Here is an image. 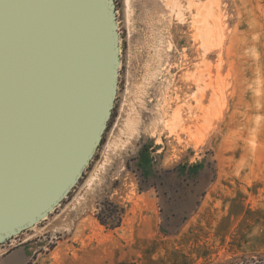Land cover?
Returning <instances> with one entry per match:
<instances>
[{
  "label": "rangeland",
  "instance_id": "obj_1",
  "mask_svg": "<svg viewBox=\"0 0 264 264\" xmlns=\"http://www.w3.org/2000/svg\"><path fill=\"white\" fill-rule=\"evenodd\" d=\"M115 2L121 66L102 142L0 258L264 264V0ZM109 204L124 209L114 229L97 218Z\"/></svg>",
  "mask_w": 264,
  "mask_h": 264
},
{
  "label": "water",
  "instance_id": "obj_2",
  "mask_svg": "<svg viewBox=\"0 0 264 264\" xmlns=\"http://www.w3.org/2000/svg\"><path fill=\"white\" fill-rule=\"evenodd\" d=\"M115 0H0V244L78 184L115 105Z\"/></svg>",
  "mask_w": 264,
  "mask_h": 264
},
{
  "label": "trees",
  "instance_id": "obj_3",
  "mask_svg": "<svg viewBox=\"0 0 264 264\" xmlns=\"http://www.w3.org/2000/svg\"><path fill=\"white\" fill-rule=\"evenodd\" d=\"M105 210V212L101 211L97 214L99 221L110 229L121 226L124 209L120 208L119 205L109 204Z\"/></svg>",
  "mask_w": 264,
  "mask_h": 264
},
{
  "label": "crops",
  "instance_id": "obj_4",
  "mask_svg": "<svg viewBox=\"0 0 264 264\" xmlns=\"http://www.w3.org/2000/svg\"><path fill=\"white\" fill-rule=\"evenodd\" d=\"M14 252L15 251L7 254L5 257L2 256L0 258V264H4V259H8V261H9L11 258V260H12L11 264H26L28 262V260L30 259L29 256L26 255V251L23 248L18 249L17 254H15ZM65 262L67 264H73L74 262H75V264H87V261H85L82 254L80 256H73L72 254L69 255L68 252H66Z\"/></svg>",
  "mask_w": 264,
  "mask_h": 264
},
{
  "label": "bare ground",
  "instance_id": "obj_5",
  "mask_svg": "<svg viewBox=\"0 0 264 264\" xmlns=\"http://www.w3.org/2000/svg\"><path fill=\"white\" fill-rule=\"evenodd\" d=\"M207 14V13H206ZM211 18V17H210ZM211 34V33H210ZM210 43H211V41H210ZM209 44V43H208ZM177 117V116H176ZM182 118V117H181ZM179 119V118H178ZM174 121V120H173ZM169 126V125H168ZM175 126V125H174ZM174 128V127H173ZM176 129V128H175Z\"/></svg>",
  "mask_w": 264,
  "mask_h": 264
}]
</instances>
